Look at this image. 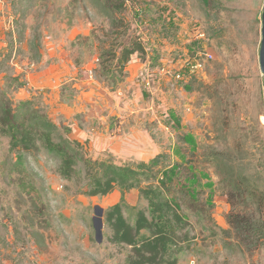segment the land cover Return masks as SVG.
<instances>
[{
	"label": "rangeland",
	"instance_id": "374dc122",
	"mask_svg": "<svg viewBox=\"0 0 264 264\" xmlns=\"http://www.w3.org/2000/svg\"><path fill=\"white\" fill-rule=\"evenodd\" d=\"M263 5L264 0H0V103L9 100L17 108L31 100V115L59 127L58 141L62 133L81 144L65 174L64 152L40 140L29 149L14 146L3 132L0 110V264H143L133 245L116 239V220L109 216L121 204L131 236L141 242L152 232L138 233L140 212L153 218V193L141 189L159 182L151 177L131 189L117 184L108 194H91L107 185L104 178L102 186L94 185L90 173L105 177L108 166L136 169L156 157L153 173L164 179L166 190L155 202L162 205L169 197L183 219H175L165 260L161 255L144 264H264V241L248 249L227 223L233 210L229 192L243 193L236 207L249 205L247 185L264 196ZM135 42L144 50L121 72V47ZM103 61L110 64L107 74ZM96 72L106 80L99 82ZM48 76L56 82L42 85ZM89 79L99 84L79 100L78 86H90ZM84 97L85 114L59 110L60 102ZM187 133L198 142L196 152L184 140ZM174 164L179 168L170 181L163 171ZM192 171L209 174L211 201L205 178L190 184ZM240 177L252 181L237 192ZM97 205L105 210L101 241Z\"/></svg>",
	"mask_w": 264,
	"mask_h": 264
},
{
	"label": "trees",
	"instance_id": "16d2710c",
	"mask_svg": "<svg viewBox=\"0 0 264 264\" xmlns=\"http://www.w3.org/2000/svg\"><path fill=\"white\" fill-rule=\"evenodd\" d=\"M122 53L120 54V59L116 64V67H120L121 72L125 69V65L129 62L130 57L136 52H142L144 47L142 43L135 42L130 47L122 46ZM109 62L103 61L101 63L104 68L103 71L105 74L108 73L110 64ZM112 64V63H111ZM96 79L99 82H104L106 76L101 72H96ZM32 101H24L23 104L17 108H13L9 103V100H4L0 103V110L3 116H5L3 123V132L13 138V145L19 146L22 145L25 149L31 148L38 140L42 141L47 148L53 150L60 154L64 152L65 154H60L62 157L61 170L68 173L64 169H69L73 167V162L75 161L76 156L79 154L81 147L80 142L70 139L67 136H64L62 133L59 135V141L57 138V131L59 127L51 119H42L36 115H31L29 106ZM22 109L26 111L22 113ZM171 117L180 125V120L172 110L170 112ZM31 115V116H30ZM184 140L189 144L192 152H196L198 149V142L192 133H187L184 136ZM158 157L153 159L151 163L140 162L137 164V168H133L131 164L125 165H111L108 166V170L105 171V177H98L97 175L90 173L94 185L96 184L102 186V180H106V187L101 189L93 190L91 194H108L114 187V185L122 184L126 186L127 189L134 188L139 185V182L144 180H150L151 177H154L156 181L159 182V185L156 187H150L149 189L142 188L145 194L153 193L151 199H149V204L152 207L153 218L149 220L144 212H140V218L138 221V233L145 228H148L152 234L145 235L142 239V243L136 241L134 236H131L132 226L127 222V220L121 214V204H116L112 211H110L109 219L113 222L116 230V239L117 240H126L128 243L133 245L136 248V251L142 256L143 260L141 263H145L149 260L156 259L161 256L162 260H165L167 253L169 252L170 245L169 241L173 240L172 234L175 228V219L178 218V221L183 219V215L178 213L180 205L178 203L173 204L169 197L163 201L162 205L155 202V197L164 193L166 190V183L164 179H160L159 173L154 174L153 168L158 164ZM179 168L178 164H174L170 169L163 171V174L167 176L168 180L173 181L174 176L177 173ZM192 177L189 179L190 184L197 185L199 184L200 178H205V186L209 189L208 201L213 199L214 195V183L210 179L208 173L201 171H192ZM128 176V178H127ZM138 176H145L143 179H138ZM240 182H235V189L240 191V185L242 183H248L252 181L251 177H240ZM127 183V185H126ZM248 193L249 197L246 199L250 201L249 205L243 207H236L238 205V200L236 198L243 197V193H236L231 191L228 194L229 202L233 206V210L227 216V223L237 231V237L241 240L247 248H257L264 241V196L259 195L257 188L255 186L249 187ZM195 190V188H194ZM193 193H195L193 191ZM240 204V203H239ZM236 207V208H235ZM115 215L117 217H115ZM171 215L173 217H171ZM250 245H254L250 246ZM147 249L153 250L152 255L147 254Z\"/></svg>",
	"mask_w": 264,
	"mask_h": 264
},
{
	"label": "crops",
	"instance_id": "0c3cea01",
	"mask_svg": "<svg viewBox=\"0 0 264 264\" xmlns=\"http://www.w3.org/2000/svg\"><path fill=\"white\" fill-rule=\"evenodd\" d=\"M53 71V73H54V70H52ZM89 73H90V75H89V78H92L93 76H92V71L91 70H89ZM59 75L61 74V73H58ZM49 76H50V73H49ZM49 76L47 77V79L45 78V80H44V82H43V84L42 85H49V84H51V83H55L56 81H50L49 82ZM54 78H56V76L54 75ZM82 80V79H81ZM88 83H91V85L89 86V85H81L80 86V84H79V88H80V91H81V95H80V97H79V100H80V98H83L82 97V95L84 96V94H85V96L86 97H90V96H92V92L94 91V90H96V88H97V86H96V84H99V83H96V82H94V81H91L90 79H89V81H87ZM96 83V84H95ZM84 84H85V81H84ZM79 91V90H78ZM86 97H84V99L85 100H83V101H79V100H71V102L70 103H67L66 101V103L64 102V101H62V102H60L61 104L59 105V110H61V111H63L64 112V114H68V116L69 115H75V114H78V113H82L83 112V114H85L86 112H85V110H86V107L88 106L87 105V100H86ZM89 101V103H91V104H95V101H93V100H88ZM80 104V105H79ZM97 104H98V102H97ZM104 104H106V102L104 103ZM110 107H114L113 106V104L112 105H110ZM100 114H102V113H100ZM100 116V115H99ZM114 129V126L112 125V123L110 122V124H109V129ZM78 129H81L82 131H83V133L85 132V130H84V128L82 129V128H80V127H77V126H74V130L77 132V133H80V131H78ZM81 136V135H80ZM116 137H118V135L116 136V134H114L113 136L111 135V138H116Z\"/></svg>",
	"mask_w": 264,
	"mask_h": 264
},
{
	"label": "water",
	"instance_id": "95a60500",
	"mask_svg": "<svg viewBox=\"0 0 264 264\" xmlns=\"http://www.w3.org/2000/svg\"><path fill=\"white\" fill-rule=\"evenodd\" d=\"M261 42H260V50H259V63H260V69L264 78V5H263V11H262V27H261ZM96 216L94 217V224L95 229L97 233V240L101 241L103 238V214L105 212L104 208L97 205L95 207Z\"/></svg>",
	"mask_w": 264,
	"mask_h": 264
}]
</instances>
